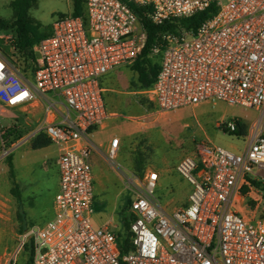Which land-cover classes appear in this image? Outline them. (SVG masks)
<instances>
[{"label":"built area","instance_id":"built-area-1","mask_svg":"<svg viewBox=\"0 0 264 264\" xmlns=\"http://www.w3.org/2000/svg\"><path fill=\"white\" fill-rule=\"evenodd\" d=\"M129 1L146 7L145 15L156 25L212 3L216 7L195 31L165 32L162 43L150 47L148 56L157 59L159 68L155 81L141 92L160 112L223 101L260 111V117L241 135L244 150L204 146L197 156L177 161L175 170L191 189L186 204L172 211L154 196L157 170L127 176L132 192L130 247L121 252L119 240L125 232L97 227L91 220L88 135L113 115L102 78L132 64L143 50L147 34L140 19L124 0H83L81 14L56 17L50 33L33 46L31 69L21 70L13 54L0 48L1 105L41 103L43 115L33 134L44 135L58 148L53 216L31 230V264H264V216L243 217L233 208L239 190L264 176V134L259 130L264 112V0ZM9 39L0 33V41ZM1 44L15 48L14 43ZM237 121L220 120L218 126L234 132ZM6 136L0 126L2 144ZM119 143L118 137L111 139L108 159H115Z\"/></svg>","mask_w":264,"mask_h":264},{"label":"rangeland","instance_id":"rangeland-1","mask_svg":"<svg viewBox=\"0 0 264 264\" xmlns=\"http://www.w3.org/2000/svg\"><path fill=\"white\" fill-rule=\"evenodd\" d=\"M79 1L83 7V0ZM10 2L11 0H0V19L12 17ZM73 2L74 0H36V6L32 7L29 13L42 24V30L49 31L56 17L72 12ZM0 33L10 37L6 42L0 41V48L10 56L13 54L16 61L21 65L20 69L23 70L22 58L20 59L15 48L10 45L14 43L16 31L6 28L1 29ZM1 42L10 46L1 44ZM155 61L157 62V59ZM104 78H112L110 83L116 81L119 85H124V90L135 91L128 94L131 97L128 99L129 108L122 107L118 110L116 108L109 110L116 113L115 119L121 121L119 125L127 133L126 143L118 158L123 163L129 160L131 165V157L139 153L144 158L146 170L155 169L159 171L160 177L154 189V196L158 203L166 209L186 204L191 189L189 182L176 172L175 164L177 161L184 155L197 156L198 150L204 146L218 145L235 153L244 150L245 138L231 134L223 127L218 126V123L220 120L226 122L237 118L245 124L246 133H248L252 123L258 120L261 114L260 111L255 109L239 105H228L223 101L201 102L174 111L160 112L155 102L149 99L146 93L138 92L137 74L134 71L121 67L120 72L106 75ZM33 108L30 107L24 113L17 107L5 108L0 102V126L2 131L6 130L7 135H9V137H5L4 144L0 142V155L4 157L2 159L3 169L0 171V176L3 175L2 183L5 182V178L10 179L11 176L9 175L10 170L7 174L6 166L7 161L11 162L12 156L16 155L19 149L17 146H12V144L17 143L16 139L22 135L30 137L29 143L32 150H34L38 148L34 145L35 138L37 136L45 137L42 134H32L38 117H33V122L29 117L27 124L20 119L24 114L27 117L31 116L32 112L37 110ZM15 124H22L23 128L19 135H16V133L13 135L12 125ZM259 130L264 134V112L259 123ZM106 165L110 169L119 168L114 160L108 158ZM14 167H16V163ZM125 168L130 172L129 175L134 174L130 166ZM15 171L16 168L13 169L12 173L14 174ZM52 171L50 170V173ZM35 173L43 175L42 164L38 163V166H35ZM99 175L100 170L95 167L97 191L102 189ZM124 190L127 191L126 188ZM128 192L129 197H132V192L129 190ZM5 194L7 195L5 186L0 184V264H7L13 258H15L14 264H28L30 247L32 246L31 230L36 225H33V222L29 224L26 218L21 220L19 210L15 209L16 205H9V201L4 199ZM126 205L127 203H125ZM233 208L243 217L264 216V176L260 177L252 187L245 189L244 193L239 190L233 202ZM131 220V218H128L126 222L129 224ZM22 241H24V244L19 248Z\"/></svg>","mask_w":264,"mask_h":264},{"label":"crops","instance_id":"crops-1","mask_svg":"<svg viewBox=\"0 0 264 264\" xmlns=\"http://www.w3.org/2000/svg\"><path fill=\"white\" fill-rule=\"evenodd\" d=\"M123 67L129 68V65ZM120 68L121 67L114 69L106 75H110L112 73L116 74L120 72ZM104 77L102 78V86L105 89L104 99L106 101L108 110H113V108L118 110L122 107L129 108L130 106L128 105V99L131 97L128 94L134 93L135 91L124 90V85H119L116 81L110 83L112 78L105 79ZM106 92L108 93L106 94ZM138 92H141V90ZM30 107H34L33 109L37 110L33 111L31 116L28 117L24 114L20 117V119L23 123L27 124L29 117H31V122L34 121L33 117H38V120L34 125V131L39 125L43 115L42 104L35 102L31 106L17 108H20V110L25 113ZM110 112L111 114H114L112 115L113 117H109L103 123L96 126L91 132H89L88 135L91 143L90 162L92 166L94 187L93 212L91 214V220L95 226L109 227L115 233L121 235L125 232L124 218L126 217L128 219L131 217L129 206L127 208L125 206V203L129 204L131 201L130 198H132L131 196L129 197V189L127 187V176H129L130 172L125 170V167L130 166V163L129 160H126V162L123 163L118 158L120 151L123 149L126 143L127 133L126 130L119 125L121 124V121H117V119H115L116 113L114 111ZM12 126L16 127L15 132L13 131V135L14 133L19 135L23 128L22 124H15ZM7 137H9V135H7ZM114 137H118L120 141L118 152L114 159L119 168L117 167V169H110V167H107L106 165L107 150L109 148L111 139ZM29 138L30 137H25L22 135L16 139V144H12V146L14 145L19 148L17 150V154L13 155L11 158V170L13 171V169L16 168V174H11L10 172V179L5 178L4 183H2L3 175H1L0 184H3L7 191V195L5 194L6 197L4 199L9 201V205H16L15 209L19 210L21 220L22 218H26L29 224L33 222L32 224L37 226L44 224L53 216V199L55 193L58 190V169L56 162L58 148L55 144L48 140V144L44 146H38V148L32 150L29 143ZM3 158L4 157L0 155V171L3 169ZM7 162L8 164L6 166V170L8 174V171L10 170V161ZM15 163L16 167H14ZM38 163L42 164L43 166V175H38L35 173V166H38ZM95 167H98L100 170L99 177H101V191L96 190ZM50 170H53L52 173H50ZM158 175L160 177L159 171ZM124 188H126L127 191H125ZM1 203L5 205L3 201H1ZM183 205L173 206L170 209H165L167 211H172L175 208L181 207ZM21 224L23 225V222Z\"/></svg>","mask_w":264,"mask_h":264},{"label":"trees","instance_id":"trees-1","mask_svg":"<svg viewBox=\"0 0 264 264\" xmlns=\"http://www.w3.org/2000/svg\"><path fill=\"white\" fill-rule=\"evenodd\" d=\"M128 3L130 8L136 13L140 19L146 34V42L143 46L141 54L135 59V61L129 65V69L137 74V87L139 90L146 89L151 86L155 81L158 72V62L154 58L148 56L150 47L156 43H162V34L165 32L177 33L183 29L195 31L196 28L208 17H210L216 10L215 4H211L201 11L187 16L172 18L164 21L162 24H153L149 18L145 15L146 7L135 4L132 1L124 0ZM36 6V0H12L10 7H12V17L9 19H0V30L10 28L16 31V37L14 40V47L20 59L22 58L23 69H31L35 60V52L33 46L43 37L50 33V30H42V24L33 18L29 10ZM83 7L79 0H74L72 13L74 15L81 14ZM103 84V81H102ZM238 128L231 132L237 136L246 134V127L242 121H237ZM95 127L90 128L91 132ZM10 130V129H8ZM47 138H41L37 136L34 140V145L44 146L48 144ZM131 170L135 175L143 176L146 168L144 158L141 154L136 153L131 157ZM12 167L10 162V172L12 174ZM246 186L242 187L241 191L244 193ZM130 203V202H129ZM129 204L126 205V208ZM125 234L124 237L119 240V246L121 252L127 251L130 247L128 228L129 224L126 222L125 217ZM32 244V243H31ZM32 261V248L30 247V257L28 264Z\"/></svg>","mask_w":264,"mask_h":264}]
</instances>
